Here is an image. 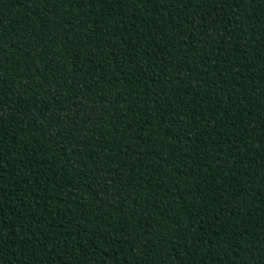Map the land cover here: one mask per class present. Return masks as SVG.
<instances>
[{
    "label": "trees",
    "instance_id": "obj_1",
    "mask_svg": "<svg viewBox=\"0 0 264 264\" xmlns=\"http://www.w3.org/2000/svg\"><path fill=\"white\" fill-rule=\"evenodd\" d=\"M0 264H264V0H0Z\"/></svg>",
    "mask_w": 264,
    "mask_h": 264
}]
</instances>
